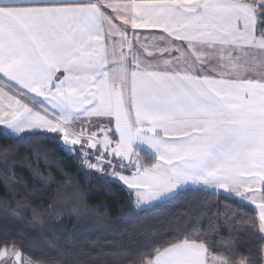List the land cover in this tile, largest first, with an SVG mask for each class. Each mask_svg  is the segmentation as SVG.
<instances>
[{
  "label": "snow or ice",
  "instance_id": "6c2138e0",
  "mask_svg": "<svg viewBox=\"0 0 264 264\" xmlns=\"http://www.w3.org/2000/svg\"><path fill=\"white\" fill-rule=\"evenodd\" d=\"M48 2L54 6L30 0L0 12V77L16 85L14 103L0 109L5 134L46 137L74 155L84 141L87 170L120 168L105 178L130 186L141 211L180 191L259 201L248 258H236L243 254L235 244L226 257L210 255L202 233L180 223L142 264H264V72L245 78L256 67L252 50L264 56V0ZM117 18L123 23L114 25ZM149 28L163 29L168 47L159 51L180 56H145L135 33ZM117 33L119 45L109 43ZM140 149L153 159L143 160ZM36 171L40 183L55 182ZM16 243L0 234V264L22 261Z\"/></svg>",
  "mask_w": 264,
  "mask_h": 264
},
{
  "label": "trees",
  "instance_id": "16d2710c",
  "mask_svg": "<svg viewBox=\"0 0 264 264\" xmlns=\"http://www.w3.org/2000/svg\"><path fill=\"white\" fill-rule=\"evenodd\" d=\"M138 151L143 160L153 159ZM80 164L81 154L49 138L18 141L0 128V234L19 241L16 247L35 264H142L180 223L202 233L216 256H228L229 244L243 254L236 258L255 250L248 229L258 231L259 213L250 203L205 189L180 191L141 211L125 185ZM37 168L55 182L40 183Z\"/></svg>",
  "mask_w": 264,
  "mask_h": 264
},
{
  "label": "crops",
  "instance_id": "0c3cea01",
  "mask_svg": "<svg viewBox=\"0 0 264 264\" xmlns=\"http://www.w3.org/2000/svg\"><path fill=\"white\" fill-rule=\"evenodd\" d=\"M29 2H30V0H0V12H3L5 15H9L13 11V6L27 4ZM89 2L96 3L97 0H89ZM109 2H111L113 4H122V3L129 2V0H99V3L105 4V5L107 3H109ZM177 2H188V0H177ZM31 6L32 7H37V8H49V7H53L54 5L52 3H50V2H48V0H45L44 3H37L36 0H31ZM40 15H41L42 18L45 17V14H43V13H41ZM122 23H123V21L121 19H119V18H117V20L114 21V25H119V24H122ZM105 27H106V30H107V26H105ZM162 32H163V29H161V28H156V29L149 28V29L138 30L135 33L140 46L144 49L145 56H149L150 55V56H153V57H163L164 59H169V60L174 59L176 57H179L180 54L175 52V48L172 49L171 53H165V52H162V51L158 50V49H162V48L168 47V45L165 42H163V41H161L159 39V37L161 36ZM127 36L130 39L133 36V33L131 31H129L127 33ZM119 39H120V36H119V33H117L112 39H110L109 43L115 42V43H117V45H119ZM117 50H119V48ZM126 50L127 49L125 48V51ZM252 51H253V54H254L252 56V59H253L255 65H256V67H255L254 71H252L250 73H245V78L259 79L261 72H263V70H264V68L260 70L261 63L264 62V59H263V61H259L261 58L258 59V58L254 57L257 54L260 55L259 52L257 50H255V49H253ZM182 60H183V58L181 57V66H183ZM256 62H259V63L256 64ZM4 85H6V86H4ZM15 92H16V85L11 84V83H7L4 80L3 77H0V102H2L4 106H6V104H9V103H14L11 100V98L13 96H15ZM19 99H21L22 102L27 103L29 107L35 109L36 101L29 102V100H26L24 98L23 94H21ZM36 99L40 103H43V104L46 105V101H43V98L37 97ZM82 144H84V149H86L88 147V145L85 142L82 143ZM114 171L115 172H120V170L118 168L113 169V167H105L104 173H106L108 176H111ZM121 174L130 175V173H127V172H122ZM126 187L132 193H135V191H133L130 188V186H126ZM210 187L211 186H209V188ZM217 192L219 193V190H217ZM133 197H134V203H135L136 202L135 194H134ZM239 200L252 204L251 202L247 201L244 198H240L239 197ZM256 204L257 205H254V206H256L255 208L258 211L259 201H257ZM135 205H136V203H135ZM210 255H214V254L210 253ZM27 261H28V259L25 258L22 255V261L18 262V264H26ZM33 264H35V263H33Z\"/></svg>",
  "mask_w": 264,
  "mask_h": 264
},
{
  "label": "rangeland",
  "instance_id": "374dc122",
  "mask_svg": "<svg viewBox=\"0 0 264 264\" xmlns=\"http://www.w3.org/2000/svg\"><path fill=\"white\" fill-rule=\"evenodd\" d=\"M259 54H260V53H259ZM254 57H255V58H258V59L261 58L259 61H263V59H264V58H263L264 56H262L261 54H260V55L257 54V55L254 56ZM257 63H259V62H256V64H257ZM262 64H264V62H262L261 65H262ZM261 69H263V68L261 67L260 70H261ZM263 72H264V70H263ZM7 105H8V104H6V106H4L3 103L0 102V109H2V110H8V109H7ZM0 114H2V112H0ZM4 127H5V126L0 125V128L3 129V130H4ZM82 143H84V142L82 141ZM87 148H89V146H88ZM71 154H72V153H71ZM103 174H106V173L103 172ZM219 193H220V192H219ZM132 194H133V196H134V194H135V198H136V193H132ZM133 198H134V197H133ZM235 198L239 199V197H235ZM135 203H136V202H135ZM252 205H253V204H252ZM255 205H257V204H255ZM136 206H137V208H139V209H142V208L144 207L143 204H140V205H137V204H136ZM255 207H256V206H255Z\"/></svg>",
  "mask_w": 264,
  "mask_h": 264
},
{
  "label": "built area",
  "instance_id": "2783aa9c",
  "mask_svg": "<svg viewBox=\"0 0 264 264\" xmlns=\"http://www.w3.org/2000/svg\"><path fill=\"white\" fill-rule=\"evenodd\" d=\"M87 151H88V148H86L85 150H84V152L81 154L82 155V159H83V161H84V159H85V157H86V155H87ZM92 151H95V150H92ZM88 163H95V160L94 159H89V161H88ZM85 166H87V164H84ZM113 165H115V161H113ZM103 167V166H102ZM116 168H118V167H113V169H116ZM119 170H120V168H118ZM105 171V167H104V169H103V172ZM121 171V170H120Z\"/></svg>",
  "mask_w": 264,
  "mask_h": 264
}]
</instances>
